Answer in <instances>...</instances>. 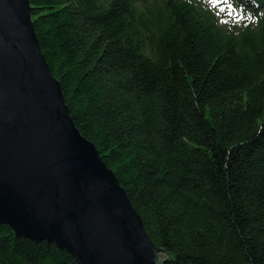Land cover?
I'll list each match as a JSON object with an SVG mask.
<instances>
[{"label": "trees", "instance_id": "1", "mask_svg": "<svg viewBox=\"0 0 264 264\" xmlns=\"http://www.w3.org/2000/svg\"><path fill=\"white\" fill-rule=\"evenodd\" d=\"M29 0L70 115L166 264H264V0ZM238 21V20H236ZM0 264H76L0 224Z\"/></svg>", "mask_w": 264, "mask_h": 264}, {"label": "water", "instance_id": "2", "mask_svg": "<svg viewBox=\"0 0 264 264\" xmlns=\"http://www.w3.org/2000/svg\"><path fill=\"white\" fill-rule=\"evenodd\" d=\"M29 0H0V224L76 264H166L96 146L76 127Z\"/></svg>", "mask_w": 264, "mask_h": 264}, {"label": "rangeland", "instance_id": "3", "mask_svg": "<svg viewBox=\"0 0 264 264\" xmlns=\"http://www.w3.org/2000/svg\"><path fill=\"white\" fill-rule=\"evenodd\" d=\"M221 1L224 3V8H222V13L225 15L224 22L229 26L232 25L238 26L241 18L237 8L233 7L230 0H221Z\"/></svg>", "mask_w": 264, "mask_h": 264}]
</instances>
